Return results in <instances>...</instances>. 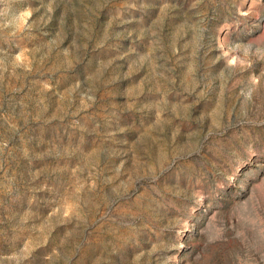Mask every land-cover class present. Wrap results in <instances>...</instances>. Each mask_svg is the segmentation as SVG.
Returning a JSON list of instances; mask_svg holds the SVG:
<instances>
[{
	"label": "rangeland",
	"instance_id": "1",
	"mask_svg": "<svg viewBox=\"0 0 264 264\" xmlns=\"http://www.w3.org/2000/svg\"><path fill=\"white\" fill-rule=\"evenodd\" d=\"M0 264H264V0H0Z\"/></svg>",
	"mask_w": 264,
	"mask_h": 264
}]
</instances>
